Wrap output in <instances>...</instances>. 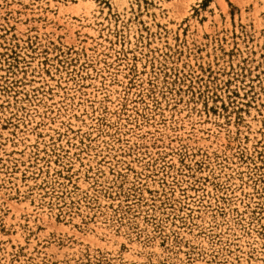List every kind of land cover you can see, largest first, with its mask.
Masks as SVG:
<instances>
[{
    "label": "rangeland",
    "instance_id": "obj_1",
    "mask_svg": "<svg viewBox=\"0 0 264 264\" xmlns=\"http://www.w3.org/2000/svg\"><path fill=\"white\" fill-rule=\"evenodd\" d=\"M0 264H264V0H0Z\"/></svg>",
    "mask_w": 264,
    "mask_h": 264
}]
</instances>
